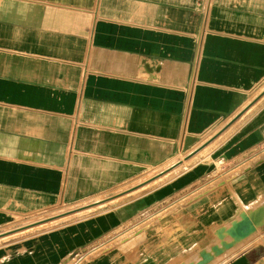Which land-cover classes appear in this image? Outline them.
I'll use <instances>...</instances> for the list:
<instances>
[{
    "label": "crops",
    "instance_id": "crops-1",
    "mask_svg": "<svg viewBox=\"0 0 264 264\" xmlns=\"http://www.w3.org/2000/svg\"><path fill=\"white\" fill-rule=\"evenodd\" d=\"M263 87L264 0H0V235L233 127L188 171L128 188L136 199L1 241L0 264H64L172 204L142 251L109 264H181L215 248L264 197ZM261 229L223 264H264Z\"/></svg>",
    "mask_w": 264,
    "mask_h": 264
},
{
    "label": "rangeland",
    "instance_id": "rangeland-1",
    "mask_svg": "<svg viewBox=\"0 0 264 264\" xmlns=\"http://www.w3.org/2000/svg\"><path fill=\"white\" fill-rule=\"evenodd\" d=\"M262 89H264V87ZM228 126L229 125L227 124V126L226 125H220V126L216 127L214 130L209 132L199 142V144L197 146L184 150L178 156H176L173 159L165 162L161 166L149 170V172L145 173L144 175H142L138 178H135L133 181H131V182H129L123 186H120V187L116 188L115 190H112L111 192H109L107 194H100V195H96L94 197L87 198L86 200H84L83 202H81L77 205L65 206V205L59 204L58 206H56L54 208L53 211L38 214L37 217H33L31 220H28V221L30 222V221L35 220V219L39 220L41 218L50 217L51 215H56L59 213H65V211L80 208L85 204H88V203H91V202H94L97 200L105 202L104 207L97 209V210H100L103 208H108L111 205L116 206V205L122 204L124 202L130 201L132 199H136L137 197H139L141 195V192L137 191L134 193H129L127 191L128 188H131L133 186L137 187V185H139L138 183H140L144 180H147V179H149L148 180V183H149V182L153 181L152 179H154L155 177H159L160 175H163L164 173H166V171H168V169H171L172 167L180 165L181 163L183 164V167H182L183 169L186 167H190L191 162L190 161L188 162L186 160L189 157L196 154L197 152H199L200 150H202L204 147L208 146L207 149L205 150V152L202 154H197L196 158H198L200 155H201V157H206L208 152L212 153L211 152L212 149H214V151L216 149H218L217 146L220 143L219 141L224 137L228 138L230 136L231 132H233V127H228ZM196 147L198 150L196 149L194 152L191 153V151H193V149H195ZM256 155H258V154H256ZM259 156H261L260 152H259ZM175 175H177V173H173L169 177L164 178L162 181H159L155 184H151V186H149V189H153L155 187H158V186L170 181L171 179H173L175 177ZM163 207H166V208H163V209L159 210L158 212L155 211L156 213L155 212H149V213L146 212L143 215H139V216L136 215L134 222H128V224H126V226L119 227L116 231L109 234V236L105 237L103 239V240H105V241H103V242H105V244L101 247V249L93 252L92 254H90V253L92 252L91 249H93V247L89 248L85 251H81L80 254H78V255H77V253H75L64 264H109L111 257L120 258L121 256H124L126 251H129L128 250L129 248L130 249L133 248L134 251H136L137 249L142 251V249H141L142 237L144 236L143 240H145V238H146L145 235H147L149 233L156 234L157 229H158V226L156 225L157 220L160 218L171 217L169 215H171L173 213V209H174L173 204L168 206V207L167 206H163ZM97 213H98L97 211L88 212L87 214H84L82 216H77V217H74L72 219H75L78 217L87 218V217L91 216L92 214H97ZM85 215H87V216H85ZM18 235H20V234H18ZM257 242H259V241L252 242L251 244L248 245V247L254 245ZM244 249H246V248L244 247V248L240 249L237 253L243 251ZM119 261H120V259H119ZM183 261H185V260H183ZM114 262H115V259H114Z\"/></svg>",
    "mask_w": 264,
    "mask_h": 264
},
{
    "label": "bare ground",
    "instance_id": "bare-ground-1",
    "mask_svg": "<svg viewBox=\"0 0 264 264\" xmlns=\"http://www.w3.org/2000/svg\"><path fill=\"white\" fill-rule=\"evenodd\" d=\"M207 147L208 146L204 147L202 150H200L199 152H197L196 154H194L193 156L189 157L186 160L188 162L189 161L191 162L190 166L195 165L196 162L205 158V157H201V155L198 158H196V155L204 153ZM196 148L193 149L191 153L194 152ZM208 154L211 153L208 152ZM260 155H264V149L263 151L260 152ZM182 167H183L182 163L180 165L172 167L171 169H168V171H166V173H164L163 175H160L159 177H155L154 179H152L153 181L149 183L147 181L143 185H140L139 188L142 186H146V187L151 186V184H155L159 181H162L164 178L169 177L173 173H177L178 175L181 172L183 171L185 172L190 169V167H186L184 169ZM134 192L137 191H131V193ZM104 204H105L104 201L97 200L88 203L86 205H83L80 208L65 211V213L51 215L50 217H48L49 218L48 222L58 223L65 220H70L77 216H82L84 214H87L88 212H94V211L99 212L97 209L104 207ZM245 205L246 206H243L245 209L235 221L229 223L228 225H225L219 230L218 236L221 240L218 241L214 249L213 248L211 249L210 247H205L203 249L201 248L200 251L194 254L192 258L185 261H181V264H223L231 257L235 256L240 249L244 247L248 248V245L254 241H260L262 236L259 232L261 231V228H263L264 226V197L260 198L258 201L250 205L247 204ZM48 222L44 221L43 223H40L36 227H31V228L25 227L24 229L22 228L18 230L17 233L12 232V233H7L5 235H0V241L7 240L12 236H16L18 234H24L29 231L44 228L49 224ZM104 244L105 242L103 243L98 242L93 244V249H91L92 252L90 254L101 249V247ZM174 263H175V259H173L172 262L167 264H174Z\"/></svg>",
    "mask_w": 264,
    "mask_h": 264
},
{
    "label": "built area",
    "instance_id": "built-area-1",
    "mask_svg": "<svg viewBox=\"0 0 264 264\" xmlns=\"http://www.w3.org/2000/svg\"><path fill=\"white\" fill-rule=\"evenodd\" d=\"M80 254V252L77 253V255Z\"/></svg>",
    "mask_w": 264,
    "mask_h": 264
}]
</instances>
